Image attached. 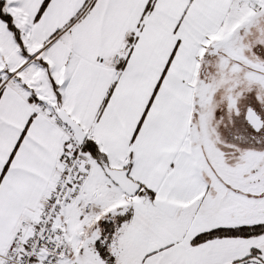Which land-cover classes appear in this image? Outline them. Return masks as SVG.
<instances>
[{
    "label": "snow or ice",
    "instance_id": "6c2138e0",
    "mask_svg": "<svg viewBox=\"0 0 264 264\" xmlns=\"http://www.w3.org/2000/svg\"><path fill=\"white\" fill-rule=\"evenodd\" d=\"M0 264H264V0H0Z\"/></svg>",
    "mask_w": 264,
    "mask_h": 264
}]
</instances>
